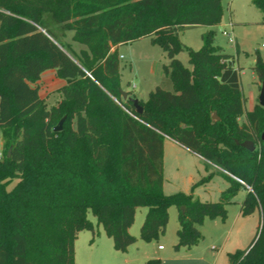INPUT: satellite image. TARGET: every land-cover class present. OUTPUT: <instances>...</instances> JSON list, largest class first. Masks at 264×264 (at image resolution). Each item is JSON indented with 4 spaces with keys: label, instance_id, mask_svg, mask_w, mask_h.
I'll list each match as a JSON object with an SVG mask.
<instances>
[{
    "label": "trees",
    "instance_id": "16d2710c",
    "mask_svg": "<svg viewBox=\"0 0 264 264\" xmlns=\"http://www.w3.org/2000/svg\"><path fill=\"white\" fill-rule=\"evenodd\" d=\"M253 4L264 23V0ZM42 10L48 9L37 4L21 13L0 1V133L11 134L13 145L11 155L0 156V264H77L78 234H96L89 213L114 247L126 251L137 242L129 228L141 206L148 208L143 239L165 233L176 205L175 248L191 247L203 239L206 218H226V206L241 188L247 192L241 212L259 209L261 223L247 249L229 253L230 264H264V107L246 109L241 69L215 44L214 29L202 34L199 49L181 39L188 28L221 24L222 0H64L53 17L87 46L79 53ZM145 37L170 62L162 84L140 99V113L121 92L118 46ZM183 51L189 66L177 57ZM48 69L66 81L51 108L33 85ZM254 71L262 84L264 55L258 50ZM213 111L224 121H213ZM64 115L63 129L54 131ZM167 137L223 170L229 186L218 201L164 193ZM237 140H252L256 149Z\"/></svg>",
    "mask_w": 264,
    "mask_h": 264
},
{
    "label": "rangeland",
    "instance_id": "374dc122",
    "mask_svg": "<svg viewBox=\"0 0 264 264\" xmlns=\"http://www.w3.org/2000/svg\"><path fill=\"white\" fill-rule=\"evenodd\" d=\"M1 1V0H0ZM14 7H19V12H24L33 5H43L42 16L56 31L61 39L72 50L79 53L86 45L73 39L74 31L65 30L63 22L57 21L53 13L64 0H6ZM223 19L221 24L214 27L199 25L188 28L181 34V39L194 49L203 45L202 34L209 29L215 30L214 42L222 49L236 57V67L241 69L242 91L245 94L246 109H253L256 95L261 88V83L254 71L256 51L264 55V23H261L263 14L254 4L253 0H222ZM242 21H249L243 23ZM234 23V26L230 23ZM235 37V44L224 35V30H231ZM122 68V86L129 91L131 97L148 99L149 93L155 90L163 82V66L169 62L166 53L159 45H153L149 37L126 43L120 47ZM189 66V53L181 52L179 56ZM156 65V67H154ZM154 67V69H153ZM163 76V77H162ZM55 77H58L57 74ZM48 78V77H47ZM54 78V77H53ZM59 78V77H58ZM51 78L37 81L33 84L43 88L42 95L46 106L51 108L57 105L60 87H49ZM47 82L49 83L48 85ZM62 98V94H61ZM217 113L219 121L225 117L218 111L211 113V119ZM245 116L239 118L240 123ZM264 136V133H263ZM12 135L1 131L0 156L4 157L12 151ZM223 170L203 157L191 152L184 146L174 143L170 139L166 141L164 153V193L167 195L186 192L193 193L202 201H218L221 192L229 186L228 180L222 174ZM213 173V174H212ZM16 180L10 185L12 188ZM246 190L241 188L226 206L227 216L206 218L200 229L203 239L191 247L182 246L175 248L178 242L177 231L180 227V209L173 205L169 209V222L165 233L152 240L141 237V227L148 211L147 207L137 208L135 222L129 228V232L137 237V242L126 251L117 250L114 247L113 238L108 236L102 224H98L96 217L89 213V217L95 224L96 234L90 230H83L78 234L75 242V259L77 264H144L146 253H156L161 264H230L229 253L238 249H247L251 239L258 231L261 223L260 211L244 215L240 213L239 201L246 196ZM159 245L165 249L159 250Z\"/></svg>",
    "mask_w": 264,
    "mask_h": 264
},
{
    "label": "crops",
    "instance_id": "0c3cea01",
    "mask_svg": "<svg viewBox=\"0 0 264 264\" xmlns=\"http://www.w3.org/2000/svg\"><path fill=\"white\" fill-rule=\"evenodd\" d=\"M243 23H248L249 21H242ZM234 24V23H233ZM205 27H209V26H206L205 25ZM142 39H144V38H142ZM139 40H141V39H139ZM136 41H138V40H136ZM133 42H135V41H133ZM150 42H151V40H150ZM184 42V41H183ZM128 43H132V42H128ZM152 43V42H151ZM126 44V43H125ZM153 44V43H152ZM122 45H124V44H121V45H119L118 46V50H119V53H120V47L122 46ZM153 45H156V44H153ZM116 47L114 46L113 47V50L115 49ZM165 53V52H164ZM181 54V53H180ZM180 54H178L177 56H179ZM123 55L121 54L120 55V58L122 57ZM166 56H167V54H166ZM168 57V56H167ZM168 59H169V57H168ZM169 62H170V59H169ZM169 62L168 63H166V64H169ZM237 62V61H236ZM165 65V64H164ZM154 67H156V65H154ZM154 67H153V69H154ZM121 71H122V68H121ZM120 71V72H121ZM55 75H56V69H48V70H46L45 72H43L42 73V75H41V78L38 80V82L40 83V81H42V80H47L48 78H51V83H50V85H49V87H51V86H53V85H57L58 87H60V86H63V85H65L66 84V81L64 80V79H61V78H58V77H55ZM163 75H164V71H163ZM48 77V78H47ZM54 77V78H53ZM163 77V76H162ZM49 83L47 82V84L46 85H48ZM121 84H122V73H121ZM241 84H242V82H241ZM34 86L36 85V84H33ZM37 86H39V85H37ZM122 89L123 90H125L124 88H123V86H122ZM261 89V88H260ZM260 89H259V92H258V94L256 95V98H255V101H254V103H253V108H254V106L259 102V94H260ZM42 90H43V88L41 87L40 88V95H41V97H43L44 98V96L42 95ZM151 92V91H150ZM128 94H129V91H128ZM136 97V96H135ZM137 98V97H136ZM140 99H143L142 97L141 98H139V100ZM57 100H61V92H60V94H59V97L57 98ZM143 100H145V99H143ZM167 139H170L171 141H174L173 139H171V138H169V137H167L166 139H165V148H164V153H165V150H166V141H167ZM174 143H177L176 141H174ZM178 144V143H177ZM180 145V144H179ZM243 200V199H242ZM242 200H240L239 201V205L241 204V201ZM260 211V210H259ZM240 213H242L241 212V209H240ZM260 217H261V211H260ZM261 219V218H260ZM261 221V220H260ZM201 227V226H200ZM203 233V232H202ZM253 239V238H252ZM252 239H251V241H252ZM250 241V242H251ZM250 244V243H249ZM249 244H248V246H249ZM132 246V245H131ZM160 246H162V245H159V250H164L165 248L163 247V248H160ZM194 246V245H193ZM155 257H158L157 255H156V253L154 252V253H146L145 255H144V263L149 259V258H155Z\"/></svg>",
    "mask_w": 264,
    "mask_h": 264
},
{
    "label": "water",
    "instance_id": "95a60500",
    "mask_svg": "<svg viewBox=\"0 0 264 264\" xmlns=\"http://www.w3.org/2000/svg\"><path fill=\"white\" fill-rule=\"evenodd\" d=\"M121 92H122V95H123L124 99H132L133 100L138 112H140V113L143 112V107L140 104L139 98L129 97L128 92L123 90V89L121 90ZM258 99H259L258 103L261 106L264 107V82H262L261 89H260V94H259V98ZM66 118H67V115H64L62 117V119L59 121V123L54 127V131L58 132V131H61L63 129L64 122H65ZM214 118L217 119V120L220 119L219 116L217 115V113L214 114ZM237 143L241 144L243 147L247 148L250 151H254L256 149V145H255V143L252 140H246L244 142H239L237 140ZM9 155H11V151L9 152ZM182 211L183 212L185 211V207L184 206L182 207Z\"/></svg>",
    "mask_w": 264,
    "mask_h": 264
},
{
    "label": "built area",
    "instance_id": "2783aa9c",
    "mask_svg": "<svg viewBox=\"0 0 264 264\" xmlns=\"http://www.w3.org/2000/svg\"><path fill=\"white\" fill-rule=\"evenodd\" d=\"M230 25L233 28L234 24L232 22L230 23ZM223 33H224V35L229 37L230 42L235 44L236 40H235L234 34L232 32V29L231 30H224ZM262 46L264 47V43H262ZM160 248H163V246H160Z\"/></svg>",
    "mask_w": 264,
    "mask_h": 264
}]
</instances>
